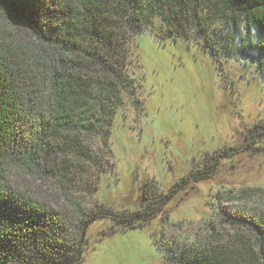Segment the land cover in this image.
<instances>
[{
    "label": "trees",
    "instance_id": "trees-1",
    "mask_svg": "<svg viewBox=\"0 0 264 264\" xmlns=\"http://www.w3.org/2000/svg\"><path fill=\"white\" fill-rule=\"evenodd\" d=\"M142 30L206 48L221 67L242 59L264 81V0H0V264H82L94 222H110L100 239L142 228L194 173L206 177L238 150L212 154L167 192L145 182L137 207H89L78 197L95 195L112 170L114 118L125 95L140 92L133 35ZM248 140L260 145L264 126ZM216 198L205 241L171 238L163 224L164 264H264V188Z\"/></svg>",
    "mask_w": 264,
    "mask_h": 264
},
{
    "label": "rangeland",
    "instance_id": "rangeland-1",
    "mask_svg": "<svg viewBox=\"0 0 264 264\" xmlns=\"http://www.w3.org/2000/svg\"><path fill=\"white\" fill-rule=\"evenodd\" d=\"M133 46L140 92L134 97L126 94L125 105L114 118L112 170L102 175L95 195L78 194L86 206L100 202L115 209L137 207L145 182L154 180L167 192L191 170L204 168L212 154L238 150L206 177L204 172L194 173L164 212L144 227L118 230L100 239L110 222H94L82 264H164L156 243L163 224L171 238L205 241L217 215L220 191L264 188V141L260 146L248 140L264 126L260 73L242 59L222 60L221 67L210 50L185 41L164 43L149 30L136 31ZM135 98L143 101V108H137ZM30 186L36 189L38 183ZM54 198L64 205L73 227L68 205ZM165 215L167 223L161 220ZM180 222L184 228L176 230L173 226Z\"/></svg>",
    "mask_w": 264,
    "mask_h": 264
}]
</instances>
